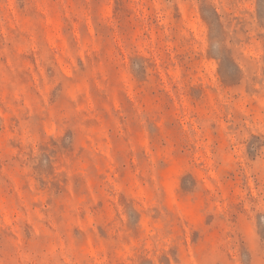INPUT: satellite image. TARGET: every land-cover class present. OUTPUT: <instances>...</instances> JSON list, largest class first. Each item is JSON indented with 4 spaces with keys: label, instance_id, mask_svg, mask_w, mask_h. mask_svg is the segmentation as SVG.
<instances>
[{
    "label": "rangeland",
    "instance_id": "obj_1",
    "mask_svg": "<svg viewBox=\"0 0 264 264\" xmlns=\"http://www.w3.org/2000/svg\"><path fill=\"white\" fill-rule=\"evenodd\" d=\"M0 264H264V0H0Z\"/></svg>",
    "mask_w": 264,
    "mask_h": 264
}]
</instances>
